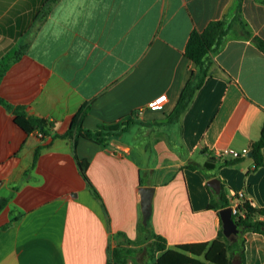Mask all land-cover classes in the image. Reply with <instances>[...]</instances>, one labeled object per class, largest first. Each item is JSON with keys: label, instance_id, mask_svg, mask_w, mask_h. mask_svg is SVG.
Returning <instances> with one entry per match:
<instances>
[{"label": "crops", "instance_id": "1", "mask_svg": "<svg viewBox=\"0 0 264 264\" xmlns=\"http://www.w3.org/2000/svg\"><path fill=\"white\" fill-rule=\"evenodd\" d=\"M224 19L234 21L230 36L173 120L196 68L185 55L190 34ZM255 37L264 40V0H0V63L20 55L0 79L9 106L0 103V264H109L127 239L142 248L151 242L139 229L142 186L155 188L150 233L168 249L218 237L212 178L229 198L264 207V148L258 168L252 156L229 165L221 155L250 152L264 130ZM162 94L165 107L149 109ZM14 110L44 121V138ZM77 116L91 130L135 122L112 140L120 148L66 136ZM238 240L247 264H264V234L240 227Z\"/></svg>", "mask_w": 264, "mask_h": 264}, {"label": "trees", "instance_id": "2", "mask_svg": "<svg viewBox=\"0 0 264 264\" xmlns=\"http://www.w3.org/2000/svg\"><path fill=\"white\" fill-rule=\"evenodd\" d=\"M234 21L237 17L233 18ZM227 20H217L210 22L203 31H193L190 34L186 45L185 55L191 59L196 68L186 84L174 112L171 115L173 120H178L186 111L197 90H199L209 75L213 64V55L218 53L233 29V22ZM244 35H248L244 31ZM254 41L257 47L264 53V40L255 37ZM19 54L7 55L0 63V79L3 73L8 69L12 62L19 58ZM0 103L8 106L1 98ZM9 107V106H8ZM16 122L26 131L41 130L44 132L46 123L41 120L26 117L24 111L14 110ZM78 116L74 119L71 129L66 136H73L76 140L79 137L94 141L101 146L110 145V142L125 133L135 120H125L121 122L103 123L96 129H86L78 123ZM264 148V130L258 140L251 144V153L255 161V167L263 165L262 150ZM243 157L233 158L226 161L225 164H236ZM209 166V163H208ZM195 169L194 166H189ZM80 168L83 176H86V164L80 162ZM91 185V184H90ZM92 186V185H91ZM93 189V188H92ZM210 193V202L208 208L219 210L232 205V201L239 196L229 198L222 185L221 192L217 194L211 187L207 186ZM96 192V191H95ZM6 204V199L0 198V212ZM243 215L235 216L234 219L244 231L257 232L264 234V207L252 206L248 200L242 199L239 204ZM152 228L151 220L145 225L139 224V229L147 233L144 241L151 240L140 248V241L127 239L128 246L118 245L111 249L109 264H131L140 254L144 256L146 264H247L245 260L244 241H231L225 237L220 229L218 237L212 242L192 243L179 245L176 248L168 249L163 237L150 233Z\"/></svg>", "mask_w": 264, "mask_h": 264}, {"label": "water", "instance_id": "3", "mask_svg": "<svg viewBox=\"0 0 264 264\" xmlns=\"http://www.w3.org/2000/svg\"><path fill=\"white\" fill-rule=\"evenodd\" d=\"M112 144L120 148L125 147L123 144L117 141H112ZM247 156L248 157L252 156L251 151L247 153ZM207 185L211 187L217 194L221 192L222 185L219 178L210 179ZM154 191L155 188L150 186H142L140 188L141 211H142L143 223L145 225L148 223V220L152 214V201H153ZM219 215L222 221L223 234L231 241L233 242L236 241L237 235L240 232V226L233 217L232 207L228 206L226 208L219 210Z\"/></svg>", "mask_w": 264, "mask_h": 264}, {"label": "built area", "instance_id": "4", "mask_svg": "<svg viewBox=\"0 0 264 264\" xmlns=\"http://www.w3.org/2000/svg\"><path fill=\"white\" fill-rule=\"evenodd\" d=\"M167 102H168L167 95L166 94H162V95L158 96L157 98H155L153 101H151L148 104V108L151 109V110H154V111H159V110H162L165 107ZM36 134L41 139H43L44 136H45V133L42 132L39 129L36 130ZM248 152H249L248 149H244L242 151H236L234 149H224L221 152V155H228V156H231L232 158H240V157H246ZM237 196H239V197H236L232 201V205H231L232 212H233V217H235V216L237 217L239 215H241V216L243 215V212L239 208V204L241 203V200L244 199V197H243L242 194L237 195ZM249 202L251 203L252 206H254L251 201H249Z\"/></svg>", "mask_w": 264, "mask_h": 264}, {"label": "rangeland", "instance_id": "5", "mask_svg": "<svg viewBox=\"0 0 264 264\" xmlns=\"http://www.w3.org/2000/svg\"><path fill=\"white\" fill-rule=\"evenodd\" d=\"M147 262L142 255H138L134 261H131V264H146Z\"/></svg>", "mask_w": 264, "mask_h": 264}]
</instances>
